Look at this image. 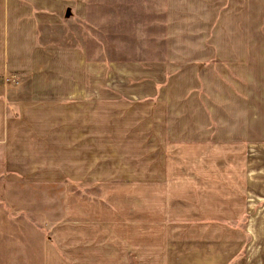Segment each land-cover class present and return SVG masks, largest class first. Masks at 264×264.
<instances>
[{
    "label": "crops",
    "instance_id": "1",
    "mask_svg": "<svg viewBox=\"0 0 264 264\" xmlns=\"http://www.w3.org/2000/svg\"><path fill=\"white\" fill-rule=\"evenodd\" d=\"M74 1L0 0V181L35 184L42 180L62 188L63 221L49 230L58 249L52 241H44V264H131L132 259L136 264H162L161 255L172 238L169 227L163 234L165 204L155 200L148 206L149 196H178L188 198L190 203L184 221L194 222L187 225L191 233L181 241L182 237L177 242L173 239L172 252L181 254V259L166 260L167 264H177L176 260L181 264H230L244 249L245 259L240 264H264V136L260 129H254V124L245 125V113L250 111L244 108V82L237 80L236 89L237 110L241 107L236 117L241 124L236 123L230 135L229 127L221 124L219 138L212 141L207 124H203L195 126L193 137L186 139L179 134L190 131L171 126L175 143L204 145L173 146L176 150L188 148L187 160L172 147V155L184 161L196 159V148H203L198 159L204 163L203 167L187 166L183 171L174 160L169 177V181L174 177L171 189L162 188L158 170L146 165H142L140 173L125 178L132 180L135 187L116 185L113 181L119 178L110 175L100 178L99 134L114 140L122 126L121 132L127 138L136 140L142 134L147 140L149 131L150 137L156 138L153 128L140 125L141 120L136 124L137 119L132 118L134 113L143 116L137 109H125L124 124L117 126L116 95L111 92L110 76L108 100L101 107L96 76L99 66L86 63L80 49H65L49 41L48 30L61 28L72 17ZM169 5L171 26L174 22H188L186 34L195 38L188 43L198 44L190 46L187 56L178 57L180 61L173 68L264 69V0H169ZM176 30L178 26L171 29L172 36ZM13 75L18 76L19 85L5 84L3 78ZM255 77L248 82L253 91L249 94L257 92L259 79ZM184 82L180 77L173 79L172 86L177 91L170 92L172 100L179 99L177 87ZM260 84L264 85V80ZM101 111L108 117L107 124H100ZM198 129L201 133L195 136ZM90 143L94 146L88 149L95 150L91 153L93 161L84 151ZM213 146L218 152L211 151ZM213 158L220 175L210 179L205 169ZM223 163L226 167L220 169ZM100 180H105L100 188L108 206L81 203L72 195V186H68V181L79 186L83 181ZM135 190L140 191L139 205L127 200L136 195ZM9 192L12 194L6 196H12L14 189ZM196 197L213 198L215 204H210V199L205 201L206 206H200L204 202L195 204L189 199ZM16 207L13 200L0 201V260L8 252L13 254L20 243L13 239L19 237L5 231L18 220L9 211ZM23 209L30 215L34 208ZM217 220L218 224H211ZM227 221L234 222L232 228L237 229L222 224Z\"/></svg>",
    "mask_w": 264,
    "mask_h": 264
},
{
    "label": "rangeland",
    "instance_id": "2",
    "mask_svg": "<svg viewBox=\"0 0 264 264\" xmlns=\"http://www.w3.org/2000/svg\"><path fill=\"white\" fill-rule=\"evenodd\" d=\"M169 8V0H75L71 7L75 13L72 11V17L67 23L59 29L54 27L48 30L51 43L65 49L78 48L82 51L86 63L99 66L96 76L99 79L101 107H104L103 101L108 100L107 82L110 78L111 92L116 95L117 126L124 124L123 111L125 109H137L143 116L134 113L132 118L137 119L136 124L141 120L140 125H147L149 130L151 128L154 130L156 140L150 137V131L147 140L142 134L136 140L127 138L125 137L127 134L121 132L122 126L120 132L118 130L115 132L114 140L107 139V134H99L100 140L97 143L99 145V177L110 175L119 178L113 181L116 185L135 187L132 180L125 178H129L136 172L140 173L142 165L143 167L146 165L151 170H158L160 174L158 183L162 188L171 189L174 177L170 181L169 177L174 168V160L178 161V167L183 171L187 166L192 169L203 167L204 162L198 159L200 154L203 155V148H196L197 157L192 158L191 161L183 159L181 161L172 155L173 146L198 145L203 147L204 145L203 143H175L172 139V135L175 134L171 131V126L175 124L190 131L179 134L180 137L186 138L193 137L195 126L207 124L212 141H216L220 135V126L224 124L229 127L228 134L230 135L236 123L241 124L240 118L236 117L241 108L237 110L236 107L237 80L244 82V108L250 111V113H245L247 115L244 118L245 125L254 124V129H260L264 136V85L260 84V81L264 80V69L173 68V64L180 61L179 58L188 55L185 52H189L190 46L194 47L198 44L193 42L189 45L188 43L189 40L195 41L194 36L189 38L186 34L188 22H174V26H171ZM192 24L197 23L192 22ZM177 26L179 31L176 30L175 35L172 36L171 29ZM84 76L86 77V73ZM179 77L185 81L177 87L181 96L177 100H172L170 92L176 93L177 91L172 86V82L174 78ZM252 77L259 79V83L257 81L258 84L255 85L259 95L256 91L255 94H249L253 93L252 86L248 83L251 82ZM248 79L250 81H247ZM85 89L90 91L89 86H85ZM247 95L249 99L246 98ZM225 102L229 103L223 108ZM200 104L204 105L206 110ZM239 104L241 106V102ZM104 123H108V117L101 111L100 124ZM199 131L200 129L195 131V136L201 133ZM216 144L218 143H213V145ZM108 145L110 148L107 147ZM91 146L94 145L90 143L84 151L87 153L85 156L93 161L95 156L91 153L95 150L88 149ZM173 150L176 149L173 147ZM215 150L216 147L213 146L211 151L218 152ZM176 152L180 153L185 160L189 157L188 148L179 147ZM224 167H226L225 163L220 165V169ZM205 171L210 179L219 177L215 158L209 160ZM186 172L183 173L186 174ZM191 178H195L194 173ZM196 179L197 177L194 182ZM103 181L105 180L96 183L83 181L79 186L71 185L74 182L68 181V186H72V195L82 201L81 203L108 206L107 198L100 188L104 184ZM179 188L181 190L182 183ZM13 189V195L6 196V194L11 195L9 191ZM61 190L59 186L49 185L42 180L35 184L0 181V201L13 200L14 205L18 206L15 210L9 209L14 215L13 218H18V220L12 222V229L5 231L9 235L13 233L15 237H19V240L13 239L21 243L14 247L13 254L8 252L4 255L5 259L0 260V264H44L42 251L45 240L52 241L53 246L58 249L53 237H49V230L63 221ZM133 192L136 195L128 196L127 200L132 205L141 204L142 201L138 195L140 191ZM186 199L188 198L178 196L147 197L148 206L153 205L155 200H159V205L165 204L162 206L165 219L162 224L165 226L163 234L164 236L167 234L169 227L168 231L172 239L164 249V254L161 255L162 264L166 263V260L170 262L174 258L181 259V254L172 252L174 248L171 242L173 239L177 242L178 237H182L179 238L181 241L191 233L187 225H193L194 222L184 221L187 220L185 216L189 213L188 204H190ZM189 199L195 200V204L198 201L204 202L200 206H206L205 201H210V199V204H215L213 198ZM23 207L34 209L28 215ZM190 209L194 210L192 206ZM218 221L211 224H218ZM173 223H176L174 224V226L177 225L176 228L171 226ZM222 224L228 225L227 227L232 230L237 229L232 228L235 226L234 222L227 221ZM241 224L242 222H239L237 226L240 227ZM179 231L182 232V236H178ZM9 238L12 237L9 236ZM10 242V239L7 240L9 245ZM6 249L7 247L5 251ZM243 259H245V249L241 250L230 264H240ZM131 262V264H136L134 259ZM68 263L75 264L70 261ZM176 263L181 264V260H176Z\"/></svg>",
    "mask_w": 264,
    "mask_h": 264
},
{
    "label": "built area",
    "instance_id": "3",
    "mask_svg": "<svg viewBox=\"0 0 264 264\" xmlns=\"http://www.w3.org/2000/svg\"><path fill=\"white\" fill-rule=\"evenodd\" d=\"M3 81L7 85H19V78L16 75L6 76L5 78H3Z\"/></svg>",
    "mask_w": 264,
    "mask_h": 264
}]
</instances>
